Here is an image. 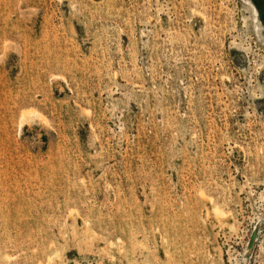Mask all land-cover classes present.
<instances>
[{"label":"rangeland","instance_id":"obj_1","mask_svg":"<svg viewBox=\"0 0 264 264\" xmlns=\"http://www.w3.org/2000/svg\"><path fill=\"white\" fill-rule=\"evenodd\" d=\"M0 264H264V0H0Z\"/></svg>","mask_w":264,"mask_h":264},{"label":"bare ground","instance_id":"obj_2","mask_svg":"<svg viewBox=\"0 0 264 264\" xmlns=\"http://www.w3.org/2000/svg\"><path fill=\"white\" fill-rule=\"evenodd\" d=\"M256 11L258 12V10L256 9ZM257 16V15H256ZM29 113H36V111H28V112H23V116L25 117L26 116V114L28 115ZM44 121V120H43ZM202 193H204V192H202ZM216 211H221V209L219 208V207H217L216 209H215ZM227 213V212H226ZM219 215H221V214H219ZM221 216H223V215H221ZM225 216V215H224Z\"/></svg>","mask_w":264,"mask_h":264}]
</instances>
